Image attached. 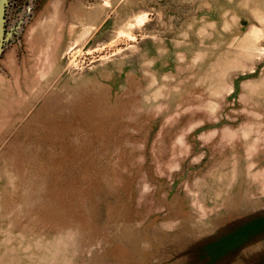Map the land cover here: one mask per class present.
Listing matches in <instances>:
<instances>
[{
  "label": "rangeland",
  "instance_id": "obj_1",
  "mask_svg": "<svg viewBox=\"0 0 264 264\" xmlns=\"http://www.w3.org/2000/svg\"><path fill=\"white\" fill-rule=\"evenodd\" d=\"M0 58V264H264V0H43Z\"/></svg>",
  "mask_w": 264,
  "mask_h": 264
},
{
  "label": "flooded vegetation",
  "instance_id": "obj_2",
  "mask_svg": "<svg viewBox=\"0 0 264 264\" xmlns=\"http://www.w3.org/2000/svg\"><path fill=\"white\" fill-rule=\"evenodd\" d=\"M43 0H6L3 10L0 12V27L2 29L3 51L0 58L7 49L18 40L17 35L23 33L32 20L31 16L36 12Z\"/></svg>",
  "mask_w": 264,
  "mask_h": 264
},
{
  "label": "water",
  "instance_id": "obj_3",
  "mask_svg": "<svg viewBox=\"0 0 264 264\" xmlns=\"http://www.w3.org/2000/svg\"><path fill=\"white\" fill-rule=\"evenodd\" d=\"M6 0H0V12L3 10V6ZM2 29L0 27V39L2 38ZM3 51L2 43H0V54Z\"/></svg>",
  "mask_w": 264,
  "mask_h": 264
}]
</instances>
